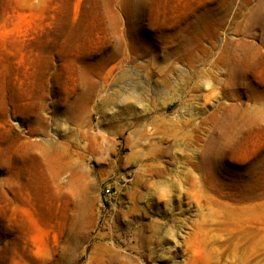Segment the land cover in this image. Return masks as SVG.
Wrapping results in <instances>:
<instances>
[{"label":"rangeland","instance_id":"rangeland-1","mask_svg":"<svg viewBox=\"0 0 264 264\" xmlns=\"http://www.w3.org/2000/svg\"><path fill=\"white\" fill-rule=\"evenodd\" d=\"M0 264H264V0H0Z\"/></svg>","mask_w":264,"mask_h":264},{"label":"bare ground","instance_id":"bare-ground-1","mask_svg":"<svg viewBox=\"0 0 264 264\" xmlns=\"http://www.w3.org/2000/svg\"><path fill=\"white\" fill-rule=\"evenodd\" d=\"M121 91V90H120ZM120 93V96L117 94L116 98L119 97L121 99V104L125 107H132L134 104H144L146 101V96L144 92H140L137 95L131 94V93H126V92H118ZM162 97L163 99H166L165 95L159 96ZM157 96V98L159 99ZM118 101V100H117ZM134 101L133 105H128L127 103ZM114 101H112V96L109 97H104L102 105L103 109L106 110L107 107H109L110 104H112ZM148 109V108H147ZM133 122H130V124H133L136 129L133 132L132 136H129L127 138V143H137V144H143L144 141L147 143H150V137L148 135V127L150 125L155 126L157 129H163L165 128V122H166V117L164 114H159V115H149L146 118L143 116L136 117L133 119ZM115 125L113 123H110V128L113 130ZM122 128L124 125L121 126ZM108 139L105 136H94V144H95V152L97 155L104 156L105 154H108L109 152V143ZM136 153V152H135ZM137 154V153H136Z\"/></svg>","mask_w":264,"mask_h":264},{"label":"built area","instance_id":"built-area-1","mask_svg":"<svg viewBox=\"0 0 264 264\" xmlns=\"http://www.w3.org/2000/svg\"><path fill=\"white\" fill-rule=\"evenodd\" d=\"M106 193H107V194H110V193H111V192H110V189H107Z\"/></svg>","mask_w":264,"mask_h":264}]
</instances>
